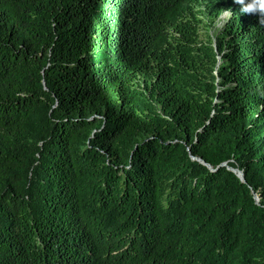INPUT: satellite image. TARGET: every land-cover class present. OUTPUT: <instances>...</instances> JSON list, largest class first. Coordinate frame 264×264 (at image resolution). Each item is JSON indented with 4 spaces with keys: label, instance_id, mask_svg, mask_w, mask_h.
I'll return each mask as SVG.
<instances>
[{
    "label": "trees",
    "instance_id": "1",
    "mask_svg": "<svg viewBox=\"0 0 264 264\" xmlns=\"http://www.w3.org/2000/svg\"><path fill=\"white\" fill-rule=\"evenodd\" d=\"M240 8L0 0V264H264V13Z\"/></svg>",
    "mask_w": 264,
    "mask_h": 264
},
{
    "label": "rangeland",
    "instance_id": "2",
    "mask_svg": "<svg viewBox=\"0 0 264 264\" xmlns=\"http://www.w3.org/2000/svg\"><path fill=\"white\" fill-rule=\"evenodd\" d=\"M229 15L230 10H224L218 18L213 20L211 17L210 19L206 18L204 11L198 12L197 21L200 24V38L206 39L210 35L212 42L215 43L216 36L222 31Z\"/></svg>",
    "mask_w": 264,
    "mask_h": 264
},
{
    "label": "clouds",
    "instance_id": "3",
    "mask_svg": "<svg viewBox=\"0 0 264 264\" xmlns=\"http://www.w3.org/2000/svg\"><path fill=\"white\" fill-rule=\"evenodd\" d=\"M241 5L240 11L243 13L260 12L264 13V0H235Z\"/></svg>",
    "mask_w": 264,
    "mask_h": 264
},
{
    "label": "water",
    "instance_id": "4",
    "mask_svg": "<svg viewBox=\"0 0 264 264\" xmlns=\"http://www.w3.org/2000/svg\"><path fill=\"white\" fill-rule=\"evenodd\" d=\"M193 159L201 162V163H204L206 165H208L210 168H212V166L210 164H208L204 159H202L201 157H197V156H192ZM222 165H226V163H223ZM229 169L233 170L240 178L242 181H245V176H244V172L239 169V168H234V167H230L229 166ZM254 197L256 199V201L258 202L260 200V197L258 195V193L254 192Z\"/></svg>",
    "mask_w": 264,
    "mask_h": 264
}]
</instances>
